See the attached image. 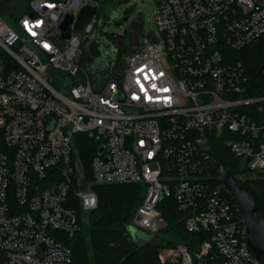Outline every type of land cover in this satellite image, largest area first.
Listing matches in <instances>:
<instances>
[{
	"label": "built area",
	"instance_id": "2783aa9c",
	"mask_svg": "<svg viewBox=\"0 0 264 264\" xmlns=\"http://www.w3.org/2000/svg\"><path fill=\"white\" fill-rule=\"evenodd\" d=\"M155 1L157 31L142 28L123 64L118 53L96 79L84 59L92 36L104 35L106 0H29L13 25L0 14V264H76L66 239L98 207L93 185L125 182L146 191L129 232L159 235L166 195L187 231L210 232L194 248L161 245L163 264H264L211 152L219 138L244 168L264 169V91L252 93L234 53L264 43V0ZM87 5L99 11L82 32ZM79 135L97 144L91 178Z\"/></svg>",
	"mask_w": 264,
	"mask_h": 264
},
{
	"label": "trees",
	"instance_id": "16d2710c",
	"mask_svg": "<svg viewBox=\"0 0 264 264\" xmlns=\"http://www.w3.org/2000/svg\"><path fill=\"white\" fill-rule=\"evenodd\" d=\"M95 49L99 50V47L93 42L89 50ZM234 53L237 58L244 61L248 72L252 75V93L263 92L264 89L259 87L260 82L264 83L261 73V67L264 65V43L252 44L235 50ZM79 137H81V143L78 145L80 160L85 174L91 178V162L96 154L97 144L83 135ZM3 148L5 145L0 129V149ZM211 152L237 178L239 173L251 171L243 167L242 160L219 138L213 139ZM214 171L217 173L215 168ZM253 172L254 175L250 174V177L244 181L237 179V182L253 195L259 204V213L264 217V169ZM93 189L98 195V207L89 213L87 224H84L80 217V230L66 239L73 249L76 264H163L158 257V249L161 245H176L183 242L194 248L210 236L208 231L197 233L187 231L184 225L185 212L179 208L173 195H166L157 205L167 222V226L157 235L163 238H134L128 231L127 225L145 197L144 184L141 182L94 184ZM76 207L82 215L79 203ZM261 259L264 261V256Z\"/></svg>",
	"mask_w": 264,
	"mask_h": 264
},
{
	"label": "rangeland",
	"instance_id": "374dc122",
	"mask_svg": "<svg viewBox=\"0 0 264 264\" xmlns=\"http://www.w3.org/2000/svg\"><path fill=\"white\" fill-rule=\"evenodd\" d=\"M28 0H0V14L4 18V20L11 25L15 23L16 18L25 11L27 8ZM116 8L117 15L116 17L111 18V12L113 8ZM104 8L107 10L106 20L102 25V31L104 36L118 49L127 44L133 37H143L142 28L146 30H155L157 31V25L154 20V16L157 13L158 5L155 0H106ZM128 14L126 20H122V18L127 13V9H132ZM126 12V13H125ZM127 15V14H126ZM100 17L103 18L104 15L100 12ZM143 19V27H139L134 24L136 18ZM110 19V20H109ZM140 43V41H139ZM129 49H125L118 54V65H122L125 59V55ZM94 52V54H92ZM100 51L98 49L89 50L86 53V57L84 61L91 65L95 61V57L100 56ZM105 69H101L104 71ZM253 173V174H252ZM254 175L253 171L244 172L241 176L236 177V180L244 181L249 175ZM260 214V213H259ZM89 212L83 213V221L84 224H87L89 220ZM132 228V226H131ZM134 238H155L161 239L160 236H154L149 234L144 230H136L133 234L132 230H130ZM153 238V239H154Z\"/></svg>",
	"mask_w": 264,
	"mask_h": 264
},
{
	"label": "water",
	"instance_id": "95a60500",
	"mask_svg": "<svg viewBox=\"0 0 264 264\" xmlns=\"http://www.w3.org/2000/svg\"><path fill=\"white\" fill-rule=\"evenodd\" d=\"M132 9H127V12L132 11ZM99 9L97 6H84L79 16L76 20V28L85 31V26L87 23L98 13ZM106 11H103L104 17L101 18L99 26L102 27L103 23L108 20L106 18ZM117 12L114 7L111 12V18L116 17ZM128 15H125L122 20H126ZM74 17L68 15L62 24L63 28H66L72 21ZM110 20V19H109ZM99 43L100 56L95 57L93 64L89 65L88 70L91 72L93 77L99 78L101 76V69H106L110 72L114 66V60L118 54V48L114 46L106 36L100 35L97 39ZM94 42V37L87 43L86 48L90 49ZM104 150V146H101L100 153ZM214 165L218 173L220 174L222 180L225 182L227 187L232 192L234 198L238 202L244 216L246 219V235L248 240V245L257 257L264 256V217L259 214V204L253 197L251 193L242 188L236 180L234 173L227 168L218 158L214 155L212 157ZM133 234L136 232V228H131Z\"/></svg>",
	"mask_w": 264,
	"mask_h": 264
},
{
	"label": "flooded vegetation",
	"instance_id": "af4514ba",
	"mask_svg": "<svg viewBox=\"0 0 264 264\" xmlns=\"http://www.w3.org/2000/svg\"><path fill=\"white\" fill-rule=\"evenodd\" d=\"M103 11H106V9L103 8V9L101 10V12H103ZM125 13H126V12H125ZM129 13H130V12H127L126 14L128 15ZM126 14H125V15H126ZM134 24L142 28V27H143V19L140 20L139 17L136 18L135 21H134ZM139 41H140V37H138V38L133 37V38H132L127 44H125L124 46H122L121 48L118 49V53L121 54V52L124 51L125 49H132V48H136V47H138V46H139ZM94 42H95L96 45L99 47V43H98V41L96 40V41H94Z\"/></svg>",
	"mask_w": 264,
	"mask_h": 264
}]
</instances>
